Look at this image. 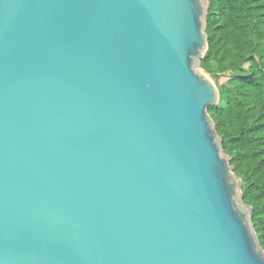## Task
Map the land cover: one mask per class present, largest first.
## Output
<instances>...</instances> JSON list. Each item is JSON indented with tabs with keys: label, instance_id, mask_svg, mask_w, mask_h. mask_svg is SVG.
Listing matches in <instances>:
<instances>
[{
	"label": "water",
	"instance_id": "water-1",
	"mask_svg": "<svg viewBox=\"0 0 264 264\" xmlns=\"http://www.w3.org/2000/svg\"><path fill=\"white\" fill-rule=\"evenodd\" d=\"M207 12L0 0V264H264L208 114Z\"/></svg>",
	"mask_w": 264,
	"mask_h": 264
},
{
	"label": "trees",
	"instance_id": "trees-1",
	"mask_svg": "<svg viewBox=\"0 0 264 264\" xmlns=\"http://www.w3.org/2000/svg\"><path fill=\"white\" fill-rule=\"evenodd\" d=\"M205 34L200 67L227 79L208 114L264 250V0H208Z\"/></svg>",
	"mask_w": 264,
	"mask_h": 264
},
{
	"label": "rangeland",
	"instance_id": "rangeland-1",
	"mask_svg": "<svg viewBox=\"0 0 264 264\" xmlns=\"http://www.w3.org/2000/svg\"><path fill=\"white\" fill-rule=\"evenodd\" d=\"M200 69H202L200 66H199ZM203 70V69H202ZM204 71V70H203ZM205 72V71H204ZM206 73V72H205ZM207 74V73H206ZM209 79L214 83L215 86L217 85H222L226 82V78L225 77H220L218 79H214L212 78L210 75H208Z\"/></svg>",
	"mask_w": 264,
	"mask_h": 264
},
{
	"label": "bare ground",
	"instance_id": "bare-ground-1",
	"mask_svg": "<svg viewBox=\"0 0 264 264\" xmlns=\"http://www.w3.org/2000/svg\"><path fill=\"white\" fill-rule=\"evenodd\" d=\"M241 208H243L242 206H240Z\"/></svg>",
	"mask_w": 264,
	"mask_h": 264
}]
</instances>
